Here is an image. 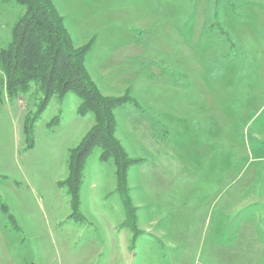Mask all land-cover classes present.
I'll use <instances>...</instances> for the list:
<instances>
[{"label": "rangeland", "instance_id": "1", "mask_svg": "<svg viewBox=\"0 0 264 264\" xmlns=\"http://www.w3.org/2000/svg\"><path fill=\"white\" fill-rule=\"evenodd\" d=\"M53 5L74 49L91 42L100 95L136 103L114 116L138 160L126 172L135 220L98 147L71 202L70 151L94 126L80 99L52 96L33 120L40 95H8L0 70V264H264V0ZM23 12L0 1V50ZM140 110L146 136L132 126Z\"/></svg>", "mask_w": 264, "mask_h": 264}, {"label": "trees", "instance_id": "2", "mask_svg": "<svg viewBox=\"0 0 264 264\" xmlns=\"http://www.w3.org/2000/svg\"><path fill=\"white\" fill-rule=\"evenodd\" d=\"M0 1L13 2L24 8L12 27L9 44L0 50V70L4 76L2 84L8 95L15 96L33 88L34 93L41 97L36 115L32 118L35 120L52 96L61 101L73 93L80 99L78 113L90 112L94 117V126L70 151L66 184L71 202L77 206L83 168L87 157L98 147L101 149L98 159H111L115 166L116 191L122 198L126 221L133 223L135 210L127 195L126 172L138 160L128 158L115 138L117 123L114 112L124 104L134 102L126 96L108 98L100 95L85 67L91 42L74 49L65 20L54 7L53 0ZM25 133L31 143L32 126H26ZM0 204L1 209L7 212V206L1 199Z\"/></svg>", "mask_w": 264, "mask_h": 264}, {"label": "crops", "instance_id": "3", "mask_svg": "<svg viewBox=\"0 0 264 264\" xmlns=\"http://www.w3.org/2000/svg\"><path fill=\"white\" fill-rule=\"evenodd\" d=\"M66 18V17H65ZM66 27V26H65ZM67 30V27H66ZM68 35L70 36L69 31L67 30ZM117 110V109H116ZM116 112V111H115ZM115 112H114V116H115ZM144 110H140L138 112H132L135 113V115L132 117V126L136 125V124H140L142 126V128L144 129L143 134L146 136V131H153V126H152V122H150L151 119H149V116L145 117V114L147 113H143ZM148 115V114H147ZM116 120V117H115ZM117 131V130H116ZM151 135V134H150ZM149 138V136H147V139ZM118 140V139H117ZM119 141V140H118ZM137 141V140H136ZM120 142V141H119Z\"/></svg>", "mask_w": 264, "mask_h": 264}]
</instances>
